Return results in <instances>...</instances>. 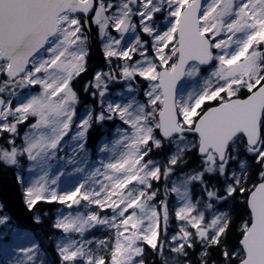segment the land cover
Wrapping results in <instances>:
<instances>
[{
	"label": "snow or ice",
	"instance_id": "snow-or-ice-1",
	"mask_svg": "<svg viewBox=\"0 0 264 264\" xmlns=\"http://www.w3.org/2000/svg\"><path fill=\"white\" fill-rule=\"evenodd\" d=\"M0 264H264V0H0Z\"/></svg>",
	"mask_w": 264,
	"mask_h": 264
},
{
	"label": "trees",
	"instance_id": "trees-1",
	"mask_svg": "<svg viewBox=\"0 0 264 264\" xmlns=\"http://www.w3.org/2000/svg\"><path fill=\"white\" fill-rule=\"evenodd\" d=\"M0 200L7 204L15 221L21 225L29 223L28 213L21 202L19 191L12 186L10 180L0 185Z\"/></svg>",
	"mask_w": 264,
	"mask_h": 264
}]
</instances>
